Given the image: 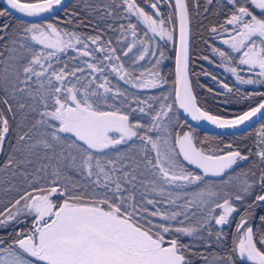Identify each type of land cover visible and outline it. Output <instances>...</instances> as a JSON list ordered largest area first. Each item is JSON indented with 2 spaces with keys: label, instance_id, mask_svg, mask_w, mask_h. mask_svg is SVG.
I'll return each instance as SVG.
<instances>
[{
  "label": "trees",
  "instance_id": "1",
  "mask_svg": "<svg viewBox=\"0 0 264 264\" xmlns=\"http://www.w3.org/2000/svg\"><path fill=\"white\" fill-rule=\"evenodd\" d=\"M187 5L192 29L190 78L199 105L223 118L236 117L258 105L264 100V80L259 84L235 83L224 60L232 53L221 38L225 30L232 28L229 18L239 9L244 8L263 21L264 10L258 9L252 0H187ZM149 13L161 14L171 21L174 42L145 60L133 49V37L139 43L150 39L149 35L144 36L150 23H154L148 24ZM30 24L67 32L75 30L83 38L96 40L97 47L92 48L94 58L79 55L70 48L46 51L50 48L30 45L24 33ZM16 32L19 36H15ZM18 37L21 45H13ZM27 45L30 49H26ZM175 48L173 0H72L57 15L35 22L16 17L0 1V63L7 51L9 59L26 63L22 68L23 92L13 91V98L0 100V145L4 144L0 158V217L26 194L57 187L67 197L116 207L151 232L149 221L157 220L159 211L151 210L150 206H156L161 196L149 193L156 190L163 172L169 170L168 163L161 162L158 145L171 139L173 156L178 163L199 175L181 161L175 148L176 133L190 127L175 104ZM38 60L43 62V69H51L52 77L60 78L52 82L44 78L36 81L34 74L41 64ZM115 66L123 78L119 79V72L113 71ZM150 72L156 74L155 84L143 85L146 81L143 79ZM240 75L248 77L249 73L240 70ZM66 90L74 92L81 107L77 111L88 106L95 112L129 115L138 136L106 151H91L60 131L61 137H57L58 124L50 120L51 114L62 103L75 106L65 95ZM83 92L88 93L89 101L83 98ZM21 93L26 96L19 97ZM54 95L58 96L57 100ZM3 123L8 124L5 130ZM260 127L264 132V118L252 128L234 134H215L195 128L196 143L203 152L219 154L238 149L251 156L224 178L204 180L218 185L231 184L230 194L218 190V194H223L220 199L231 200L234 206L227 223L208 221L204 211L195 210L190 216H201L194 223L195 239L181 230L166 233L155 229L167 239L177 241L186 264H264L263 260L243 259L238 252L243 229L240 224L244 220V226H252L257 252L264 255V141ZM218 185H215L217 189ZM129 202L135 206L144 203L149 209L131 211ZM14 238L15 235H8L7 244Z\"/></svg>",
  "mask_w": 264,
  "mask_h": 264
},
{
  "label": "water",
  "instance_id": "2",
  "mask_svg": "<svg viewBox=\"0 0 264 264\" xmlns=\"http://www.w3.org/2000/svg\"><path fill=\"white\" fill-rule=\"evenodd\" d=\"M16 17L40 21L57 15L72 0H0ZM176 10V48L174 59V98L178 113L190 125L175 135V148L182 162L197 171L201 179L218 180L248 161L233 149L219 154L203 152L196 143L195 128L215 134H234L248 130L264 118V100L233 118H223L202 108L190 78L192 29L187 0H173ZM60 131L74 137L89 150L110 148L105 140L110 132L134 138L138 131L127 114L113 111L93 112L89 109L63 113ZM1 154V150H0ZM40 210L34 224L36 238L19 239L20 249L45 264H166L177 255L174 245H163L146 228L125 215L90 202L66 203L56 210ZM242 225H240L241 227ZM0 245H3L1 243Z\"/></svg>",
  "mask_w": 264,
  "mask_h": 264
},
{
  "label": "rangeland",
  "instance_id": "3",
  "mask_svg": "<svg viewBox=\"0 0 264 264\" xmlns=\"http://www.w3.org/2000/svg\"><path fill=\"white\" fill-rule=\"evenodd\" d=\"M252 2L258 9L264 10V0H252ZM146 17L148 24L151 21H154V23H150L147 31L144 33V36L149 35L150 39H147V41H145V39H142V42L139 43V40L137 41V39L133 37L135 41V43L133 44V49L135 50V52L139 53L138 57L145 60L148 57H154L155 54H158V52H162L164 49H166V44L170 46V44H173L174 42V27L168 18L163 17L161 14H157V16H154L150 13L147 14ZM228 22L232 28L225 30L224 33H222L221 38L223 44H225L233 54V56L232 54H230L228 57L224 58L225 68L227 72L232 76L233 81L237 84L243 82L250 84L261 83V81L264 80V21L253 17L248 12V10L241 8L238 12H236L229 18ZM22 33L23 31H21V35ZM24 33L27 40L29 41L27 42L30 45H37L40 48H50L45 49L46 51H52L51 49L62 50L64 48H70V50H74L79 55H89V57H91L92 59L94 58L95 53L92 48H94V46L97 47L96 40L89 37L83 38L75 30L67 32L60 31L52 27H41L36 24H30L27 26ZM17 35L19 36V32H16L15 36ZM20 40L21 39L19 37L17 39H14L13 45L20 46ZM29 46L27 45L26 49H30ZM7 53L8 51L5 53L2 59L3 62L0 63V89H2L0 91V94L13 98L15 96V93L13 91L23 92V90H21L24 87L22 68L26 63L18 64L16 61L14 62V59H9L10 56ZM42 65L43 62L41 61V64L35 71L34 75H36L37 77L36 81L39 82L40 79L44 78L47 79L48 82H52V80L55 81L60 78L58 76L52 77L51 69L48 67L43 69ZM118 69L119 67L115 66L113 68V71L119 72V79L123 78V74H121L122 72ZM240 70H244L246 73H249L248 77L241 76ZM161 71L164 74L163 68L161 69ZM7 74H10V76L12 77H9L7 79L5 77ZM153 74L154 76H152ZM155 79L156 74L150 72L149 75H147V77L143 79L146 80L143 85L155 84ZM87 94L88 93H82V95L84 96L83 98L86 101H89L90 97ZM65 95L72 103L75 104V106L62 103L58 106L57 112H53L51 114L50 120L58 124V132H56L57 137H61L59 135V131L60 126L64 121L63 113H73L77 111L76 109L81 108L78 105L77 98L75 97L73 91L67 92L66 90ZM20 96L24 98L26 95L21 93L19 94V97ZM54 99L57 100L58 96L54 95ZM83 108L92 110L88 106H85ZM7 127L8 124L3 123L2 128L5 130L7 129ZM133 127L136 129L135 125H133ZM261 130L262 128L260 127V137L264 141V132ZM116 137V134L112 133L110 136V140L114 141ZM130 139L131 138H126V140ZM158 147L160 150V154L162 155V161H160L167 162L168 169L170 171L168 170L163 172L164 176H162L161 178L162 181H160L159 185L155 186V191L149 193V195L158 193V196H161V199L158 200L156 206H150L151 210L153 208V210H158L159 212L157 216L158 219L149 221V226L153 228L151 232L156 235L161 241L174 244L178 247L186 264L187 259L181 252L180 246L176 243L177 241L175 239H167L163 236L162 233H160V230H157V232L155 231V229H162L166 233L173 232L174 230H181L182 233L188 234L191 237L190 239H195L193 235L197 233L196 227H194V223L197 222L201 217L198 215L196 216L197 218L194 217L195 215L190 216V214H192L195 210L198 212L204 211V216L207 217L208 221L213 220L219 225L225 222L227 223V219L232 214L234 206L231 200H221L220 196L223 194H218V190L222 189L224 192L230 194L232 190L231 184L225 183L224 185H218L212 182H204V179L200 180L199 175H195L186 170L180 163H178V160L173 156L174 152L171 139H169L168 141H162L161 144L158 145ZM1 156L2 153L0 154V158ZM231 180L233 181V179ZM243 184L244 183H242V185ZM215 185H218V189L215 187ZM53 189L60 190L57 187H53ZM25 197H28L27 194L21 199L17 200L12 206L7 208L2 213L1 219L3 220V227L7 228L11 225V221L18 219L24 212H27V208L25 207ZM30 197L31 195L29 196V198ZM81 202L85 201L73 197H67V203ZM127 203L128 202L126 201V204ZM129 203L131 211L134 212H136V210L141 211L149 209V207L144 203H142V206H135L131 202ZM147 203H149L148 200ZM153 203L154 202H152V204ZM160 203H162V205H160ZM109 208L114 212H119V209L116 207L112 206ZM28 210L30 211V209ZM244 223L245 221L243 220L240 224L243 226V229L240 233V238L238 241V252L240 253L239 255L246 260L264 261V255L257 252L253 244V229L251 224H245L244 226ZM8 242L9 244H4L0 247V264H45L39 261L35 256L27 255L26 253H24L20 249L18 240L16 238Z\"/></svg>",
  "mask_w": 264,
  "mask_h": 264
},
{
  "label": "flooded vegetation",
  "instance_id": "4",
  "mask_svg": "<svg viewBox=\"0 0 264 264\" xmlns=\"http://www.w3.org/2000/svg\"><path fill=\"white\" fill-rule=\"evenodd\" d=\"M9 98L10 97H8L6 95L4 96V95L0 94V100L3 102L7 101ZM112 133H115L117 136L114 139V141L110 140V136ZM126 138L127 137H125L124 134H122L120 132H110L106 135L105 140L107 142L113 143V145L110 147V148H112V147L116 146L118 143H121L123 140H126ZM134 138H136V137H134ZM134 138H131V139H134ZM0 146H1L0 150H2L1 153L3 154L4 144L2 143ZM107 149H109V148H107ZM104 150H106V149H104ZM104 150H97V151H104ZM199 176H200V180H201L200 173H199ZM209 180H212V179H209ZM30 195H31V197L29 198ZM27 196H28L27 198H29V199H27L25 197V199H26V203H25L26 206L25 207L27 208V212H24L18 219L11 221V223H10L11 225L7 227V228H10L9 231H6L7 228L2 226L3 220L0 217V244L1 243H3V245L7 244L6 237L8 235H15V238L18 241L20 238H22L26 235L32 236V238H36L38 236V232L36 230H34V226H37L38 223L34 224V222H35L36 217L38 216V213L40 212V210L45 208V212L50 213L49 216L44 217L43 221H41V224L43 225L53 217L52 212H50L51 208H52V210H56L62 204L67 203V196L65 195V193L62 190H55V189H53V187H49L46 189H40L37 191H32V192L28 193ZM106 208L111 210L109 207H106ZM28 209H30V211ZM118 213L121 215H124L120 212H118ZM140 226H142V225H140ZM14 231H15V233H13ZM161 242L163 243V245H166V246L174 245V244H170V243H167L164 241H161ZM3 245H0V247ZM174 246H176V245H174ZM176 248H177V252H176L177 255L175 256V258H172L166 264H185V260H184L183 256L181 255L180 250L178 249L177 246H176Z\"/></svg>",
  "mask_w": 264,
  "mask_h": 264
}]
</instances>
